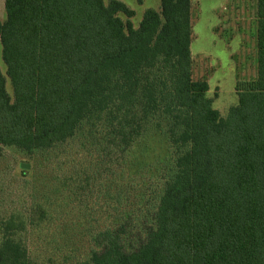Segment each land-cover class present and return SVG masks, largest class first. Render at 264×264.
<instances>
[{"label": "trees", "instance_id": "trees-1", "mask_svg": "<svg viewBox=\"0 0 264 264\" xmlns=\"http://www.w3.org/2000/svg\"><path fill=\"white\" fill-rule=\"evenodd\" d=\"M5 10L0 148L38 170L0 213V264H264V0L257 76L226 116L193 76L192 0H161L137 28L122 0ZM51 223L62 258L41 262L31 236Z\"/></svg>", "mask_w": 264, "mask_h": 264}, {"label": "rangeland", "instance_id": "rangeland-1", "mask_svg": "<svg viewBox=\"0 0 264 264\" xmlns=\"http://www.w3.org/2000/svg\"><path fill=\"white\" fill-rule=\"evenodd\" d=\"M122 1L135 11L131 21L136 28L148 8L158 10L161 5V0ZM191 13L193 29L191 54L194 79L208 81L210 86L208 97L213 101L214 108L219 110L222 116H226L229 109L238 103V81L253 80L257 76V0H192ZM120 16L126 21L127 17L124 14ZM5 18V0H0V20ZM0 68L4 73L6 72L2 59L1 42ZM7 88L12 94L9 81ZM17 152L15 149L0 148V213L17 205V194L20 193L17 181H24L26 187L35 181L33 173L30 172L38 170L36 162L25 156L26 154ZM22 163L29 164L30 168H22ZM86 163L89 164V161L87 160ZM124 163H126L125 158L120 163L118 173H122ZM70 168V166L64 167L63 171L68 172ZM23 170L29 173L23 175ZM118 177L121 182H124L122 174ZM91 181L98 183L99 180L93 178ZM63 193H68V188ZM67 197L70 205L67 209H77L76 200ZM83 197L95 210L102 206V202H99L101 205L95 204L96 200L89 188L83 192ZM28 205L29 200H26L24 206ZM62 209L63 206L57 209L56 213ZM103 210L104 207L101 212ZM52 229L53 223L31 236L29 248L34 259L37 258L41 262L61 260L62 252L56 251L60 243L55 247L54 243L49 242ZM51 264L54 263L51 262Z\"/></svg>", "mask_w": 264, "mask_h": 264}, {"label": "water", "instance_id": "water-1", "mask_svg": "<svg viewBox=\"0 0 264 264\" xmlns=\"http://www.w3.org/2000/svg\"><path fill=\"white\" fill-rule=\"evenodd\" d=\"M21 167L22 168H25V169H29L30 168V165L29 164H26V163H22L21 164Z\"/></svg>", "mask_w": 264, "mask_h": 264}]
</instances>
